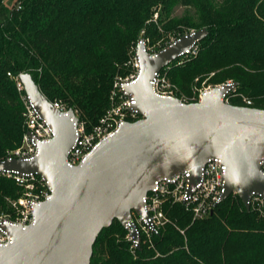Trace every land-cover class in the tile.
<instances>
[{"label": "trees", "instance_id": "16d2710c", "mask_svg": "<svg viewBox=\"0 0 264 264\" xmlns=\"http://www.w3.org/2000/svg\"><path fill=\"white\" fill-rule=\"evenodd\" d=\"M177 5L191 12L173 17ZM153 12L176 38L206 30L196 54L167 76L180 94L213 73V83H236L229 104L264 109V0H15L11 7L0 0V160L19 147L24 131L16 77L30 74L47 100L71 109L90 130L110 107L113 82L125 76L139 32L155 35V25H147ZM21 192L0 175V212L12 215L4 198L14 201ZM166 215L169 222L142 234L133 251L114 220L97 236L90 264H264L258 203L246 209L230 194L200 220L182 205L167 206Z\"/></svg>", "mask_w": 264, "mask_h": 264}, {"label": "water", "instance_id": "95a60500", "mask_svg": "<svg viewBox=\"0 0 264 264\" xmlns=\"http://www.w3.org/2000/svg\"><path fill=\"white\" fill-rule=\"evenodd\" d=\"M206 35L205 29L183 34L155 53L138 41L135 79L123 85L132 96L139 118L125 121L101 140L82 163L68 167L74 141L73 111L61 112L40 92L30 74L18 79L53 137L38 144L30 159L0 160V172L36 173L51 195L32 207L31 225L2 224L11 241L0 246V264H90L97 236L116 220L134 241L138 236L132 212L146 218L142 197L153 181L190 173L198 180L207 160L225 165L224 192L218 202L236 194L244 207L252 195L264 198V109L232 105L224 100L236 83L207 89L201 100L183 103L154 93L155 73L189 52Z\"/></svg>", "mask_w": 264, "mask_h": 264}, {"label": "built area", "instance_id": "2783aa9c", "mask_svg": "<svg viewBox=\"0 0 264 264\" xmlns=\"http://www.w3.org/2000/svg\"><path fill=\"white\" fill-rule=\"evenodd\" d=\"M196 52L197 45L190 49L189 52L183 54L179 59H182V57L188 54L195 55ZM131 67L132 70L126 77L117 78L113 82L109 97L110 107L90 130H86L84 123L73 112L77 121L74 124L73 145L67 152L65 158V163L68 167H74L82 163L86 155L101 140L112 135L120 124L139 118L137 113L131 110V107L136 103L134 98L132 96H126L123 93V85L132 82L138 72V61L135 59L134 54ZM164 69L155 73L154 78L150 82L152 89L157 95L177 98V89L166 78L163 73ZM14 80L17 91L21 93V100L24 107L21 114L24 131L20 146L12 150L6 158H21L27 160L37 154L39 143L50 140L54 134L49 125L40 118L34 105L25 95L18 77ZM206 90L201 91L196 97L192 95L188 98L185 95H181L178 99L183 103H188L189 99L197 102L201 100V95ZM229 92L224 97L227 103ZM243 101L246 104H250L248 100L243 99ZM51 104L53 108L61 112L68 110L57 101H53ZM260 168L264 173V161L260 163ZM225 169V165L219 158H213L207 160L201 167L198 180L193 184L190 183V173L186 171L179 173L173 178L163 177L153 181L151 189L142 197L143 210L146 218L137 215V218L133 219L138 241H134L128 234L126 236V240L130 243V249L133 251L138 247L142 234L147 237L151 234H156L161 226L169 222L166 215L167 206H184L190 210L192 220H200L210 214L224 192ZM0 175L12 179L15 185L22 190L20 196L12 202L13 214L0 215V246H4L11 241V238L2 229L1 225L5 223L19 225L21 227L31 225L34 221L33 205L49 198L51 190L47 187L46 182L36 173L3 171L0 172ZM254 203H258L260 207L264 208V198H261L259 195H252L248 205Z\"/></svg>", "mask_w": 264, "mask_h": 264}, {"label": "rangeland", "instance_id": "374dc122", "mask_svg": "<svg viewBox=\"0 0 264 264\" xmlns=\"http://www.w3.org/2000/svg\"><path fill=\"white\" fill-rule=\"evenodd\" d=\"M14 1L15 0H4V4L6 6H8V7H11L12 4L14 3ZM187 10L188 9H186L185 7H183L181 5H177V6H175L173 8L172 16L173 17H181V16L184 15V13ZM188 11L191 12V10H188ZM158 16H159L158 12H153V14L151 16V19L147 20V25L149 23L150 24L153 23L155 25V28H156L155 35L152 36L151 38L144 37L143 34H141V31H140L138 36H137V38L135 39V41L131 45V49L130 50L133 51V54L135 52V48H136L137 42L140 41V40H143V42L145 43L146 49H147V51L149 53H155V52L159 51L162 47H165L171 41L176 39L177 36H173L172 34H169V33L165 34V32H163V30L161 29V26H160V20H159L160 18ZM200 29H205V28H200ZM191 31H194V30L190 29L189 31H187V33L191 32ZM189 56H190V54H188L185 57H182V59H177L173 63H171L168 67H166L163 70V73L165 74L166 78L168 79L167 76H168L169 72L171 73V71L173 70V69L171 70V68H173V66H177L178 68L184 66L185 62L189 59ZM132 59H133V56H132ZM132 59L124 64L125 68L127 69V72H126L125 76L121 75V76H116L115 78H124L131 72V70H132V67H131ZM212 75H213V73H210L209 76L204 78L201 82H199V84H198V78H195L193 81H191L188 84L187 91L186 92L185 91L181 92L182 94L179 93L178 88H177V86L174 83H172L169 79H168V81L175 85V87L177 89V92H178L177 94H179V96H181V95H185L186 96V94H191V95H194L195 97L197 96V94H199L201 91H203L205 89H209V88H212V87L217 86V85H221V84L226 83V82H233L232 80H226L225 82L216 84V83H213V82L209 81V79L211 78ZM234 90H235V87L232 89L231 92H233ZM174 92H176V91H174ZM11 151L12 150H8L6 152V157ZM4 200H5V202L7 204H10L11 210L13 211V207H12L13 200L12 199L8 200L7 198H4ZM7 214H8V212H5V211L4 212H0V215H7ZM131 215H132V219H136L137 218V214L135 212H132ZM125 239H126V237H125Z\"/></svg>", "mask_w": 264, "mask_h": 264}]
</instances>
